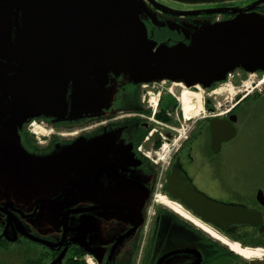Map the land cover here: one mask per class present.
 <instances>
[{
	"label": "flooded vegetation",
	"instance_id": "flooded-vegetation-1",
	"mask_svg": "<svg viewBox=\"0 0 264 264\" xmlns=\"http://www.w3.org/2000/svg\"><path fill=\"white\" fill-rule=\"evenodd\" d=\"M102 1L90 0L88 6L85 7V4L82 6L81 1L76 0L75 9L69 1L60 0L58 3L60 7L52 9V12H56L60 27L53 28H59L64 33L65 25L68 27L76 21L77 23L80 21L81 17L78 16L77 11L80 14L84 13L89 20H104L108 11L102 10V7L107 8L108 6L106 3L101 4ZM111 2L115 3L116 1L111 0ZM76 3L80 5L79 8ZM180 3L194 5L196 8L189 12L199 13L182 15V13L189 12L171 10L162 0H128L126 5L131 6L129 16L135 20L136 43L132 46L138 44V47L155 50L160 45L172 46L178 43L188 45L192 37L208 25L232 20L239 14L264 18V0H180ZM122 5L124 6V4ZM122 5L117 3L116 11ZM96 7L101 10L98 11ZM73 8L75 11L71 16ZM125 8L120 7L118 14L110 11L114 13L113 18L117 20V17L124 16ZM206 11L210 12L205 13ZM85 16L83 19L89 22ZM47 22L56 24L51 18L47 19ZM116 37L124 40L126 34L118 33ZM132 46L129 47L127 53L129 55L128 63L131 53L136 50V48L131 49ZM97 61L108 66L101 59L91 61L89 66ZM238 70L242 71L240 68ZM255 73V75L262 76L264 71ZM159 83V81L156 85L133 83L128 72L120 73L119 70L108 67V82L105 88L111 84L115 85V93L112 96L113 103L105 104L102 107L101 99L95 97V106L86 109L71 120L62 121L45 117L39 111H36L35 114L30 111L28 118H24L21 127L16 130L20 147L23 153L38 157L56 155L63 148L74 152L75 159L87 156L86 163L97 169V176L99 169H105L109 175L103 179L91 178L93 179L91 181L98 180L102 188L109 186L110 189L117 190L120 187L118 185L122 184L115 182L113 177L116 175L123 182H129L128 187L132 191L136 189V177L138 178L137 184L143 185L145 192L136 194V201L128 199L127 204L105 203L107 212L122 210L123 213L128 212V215L132 213L135 218L132 224L127 226L128 228L121 226L119 219L115 217L101 220L100 226L104 237L99 258L93 251L85 250L95 264H108L113 252L109 255L107 250L115 247L117 242L122 246L115 253L114 258L115 261L122 258L121 263L123 264L125 262L135 264L134 259L133 262L129 260L135 249L136 264H163L162 261L168 259L169 256H174V258L166 260L164 264H171V261L175 262L174 260L178 258L182 259L181 264H264V178H260L259 182L251 183L247 187L248 192H244L240 191L242 188L222 185L220 177L217 175L221 153L225 148L231 150L241 134L252 133L249 130L252 124L264 129V120L259 119L262 113L254 112L259 108L255 101L260 98L256 96V93L237 97L232 100L233 104L229 110L222 115L215 112L219 108L213 106L210 100L203 103L201 95V109H205L207 115L195 120H193L195 116L190 120H185L179 97L172 96L169 91H163ZM162 83L164 82L162 81ZM174 86L180 87L181 91L183 87L185 88V86L176 83ZM196 89L198 90V88ZM125 96L132 97L136 103L131 107H126L120 102L117 103ZM31 119L43 122L54 129L60 130L61 128L65 132L79 127L81 129L70 133L54 134L62 139L52 136L44 143L37 141L35 143L31 140L35 137L28 134H31L29 128L23 127ZM190 121H192V128L185 136L183 124L186 122L189 124ZM231 128L234 129V136L223 141L226 130ZM115 131H117L116 137ZM68 136L71 138H66ZM255 137L257 145L261 138L258 140L257 136ZM80 138L86 142V152L83 157L79 156L72 148L73 143L79 141ZM94 139L106 141L104 145L111 152L104 150V146H100V150L104 151L95 154L96 149L92 145ZM259 146L264 149V140L260 142ZM160 153L162 154L160 155ZM164 155L167 159L162 160ZM116 157L121 159L114 160ZM115 166L123 170L117 168L114 171L107 170ZM159 168L163 169L159 171ZM112 178L113 180H111ZM98 189L100 188L98 187ZM92 190H96V182L91 183ZM174 194H181L184 201ZM195 195L207 202L208 208L202 214H209L210 217L217 215V224L194 214L192 206H197ZM137 197H141V200H137ZM110 198L113 199L114 196L110 195ZM113 201L123 202V196ZM161 204L171 209L174 215L161 208ZM221 206L226 208L237 206L252 214V218L245 223H230L220 215L217 207ZM91 209H99L98 204H94ZM90 210L83 209L75 212L95 213ZM112 214H116V212ZM168 220L172 221L170 224H179L184 227L187 233L193 235V239L188 240V236L187 247L168 251L164 257H156L152 251L144 253L142 246L148 242L149 237L156 238L158 230L163 228L161 225L167 224ZM4 228L0 217V236H6ZM195 228L207 235H210L207 233L208 230L212 231L218 238H213L210 235L211 238L220 243L206 239L204 234ZM132 230L134 232L131 236L124 240H118L125 234V231L130 233ZM117 232L120 233L116 235ZM143 232L146 233L145 238L142 237ZM130 237L133 239L130 240ZM190 242L192 243L188 244ZM224 242L237 245L240 249L257 253V255L248 258L242 257L231 251ZM70 243L81 247L75 241L66 244L62 242L57 246L64 248ZM140 247L142 250L138 251L137 248Z\"/></svg>",
	"mask_w": 264,
	"mask_h": 264
},
{
	"label": "rangeland",
	"instance_id": "rangeland-1",
	"mask_svg": "<svg viewBox=\"0 0 264 264\" xmlns=\"http://www.w3.org/2000/svg\"><path fill=\"white\" fill-rule=\"evenodd\" d=\"M59 1L0 0V61L13 67H21L27 63L29 52L33 55L31 66L22 74L11 70L7 72L0 68V217L5 226L4 231L8 239H14L23 233L34 239L45 241L52 246L61 245L60 243L62 242L66 244L70 241H75L85 250L93 251L99 258L104 237L100 226L101 220L115 217L119 219L121 226L128 228L127 226L132 224L135 218L132 213L128 215V212V214L123 213L122 210H112L116 214H112L115 212H107L106 210L108 209L105 208V203L127 204L128 199L136 201V194L145 192L143 185L137 184L138 178L136 177V189L133 191L128 187L129 182H123L118 179L120 177L117 175L113 177L115 182L122 184L118 185L120 187L117 190L110 189L109 186L102 188L98 180L91 181L93 180L91 178L103 179L109 175L105 169H99L97 176V169L90 167L86 163L88 161L87 156L82 159H75L68 158L67 155L38 157L25 154L20 147L19 137L16 132L17 128L14 125H3V122H11L17 117L13 109V114L8 110L4 91L8 94L12 105L20 113L28 114L26 107H22L14 99L18 96L17 90L14 88L16 87L14 80L23 79L19 76L30 78L32 80V92L39 96L43 95L51 98V102H55L57 95L65 94L66 97H70L71 112L77 113L80 110L95 106V97L101 99L103 102L102 107L105 104L113 103L112 96L115 93V85L111 84L101 90L95 88L87 72L91 61L101 59L111 69L115 68L120 73L128 72V49L136 43L135 20L129 16L131 6L126 5L128 0H115V3H112L111 0H103L101 4L106 3L108 7H102V10H107L108 14L104 20H100L99 24L92 22L91 26H88L86 24L87 20L83 19L85 14H80L77 11L81 19L78 23L76 21L68 27L67 25L64 26V40H62L63 36L59 28H53L60 27L56 12H52V9L60 7ZM66 1H69L74 7L76 0ZM78 1H81L82 6L85 4V7L90 2V0ZM162 2L169 9L175 11L189 12L196 8L188 3H180V0H162ZM117 3L119 5L124 4V6L120 7H126V13L115 20L113 18L114 13L116 14L117 12L118 14L120 8L116 11L115 5ZM76 4L79 8L80 5ZM74 8L71 16H73L76 9ZM82 9L84 10L83 7ZM96 9L98 11L101 10L99 7H96ZM110 11H114V13ZM49 18L53 19L56 24H48L47 19ZM109 24L112 26L111 28ZM109 29H115L116 33L112 35ZM51 31L54 32V36L51 35ZM122 32L126 34L124 40L116 37L118 33L121 34ZM111 39L117 42L111 43ZM63 48L65 51H74L80 58L79 64H73L67 68L68 76L62 75L59 65L54 60V55ZM135 48H138V44L132 46L131 49ZM255 74L236 69L230 73L225 81L216 83L211 88H203L201 86H198V90L194 87L185 88L193 93H200L203 103L206 100H210L213 106L215 105L219 108L215 112L222 115L229 110V107L233 104V99L256 93V96L260 99L255 101L258 103L259 108L255 109L254 112L262 113L259 119L264 120V83L260 84L264 74L262 76ZM163 82L159 83L163 91H169L172 96L179 97L181 88L174 86V83L183 85L182 83ZM156 83L153 84L156 85ZM125 97L119 99L117 103L120 102L126 107H131L136 103V100L132 97ZM218 102L219 104H217ZM193 103L196 102L193 101ZM203 115H207V112L205 109H200L197 115H194L193 120ZM19 118L17 124L20 123L23 116ZM66 118L70 117L66 116ZM192 121L189 124L187 122L183 124L185 136L188 134V130L192 128ZM36 123H39V121H36ZM28 125L26 123L23 127L28 128ZM42 127L45 132L42 135H37L41 143H44L54 134L70 133L81 129L79 127L65 132L61 128L60 131L45 123H43ZM249 130L252 133L241 134L231 150L229 148L223 150L217 174L222 185L235 186L237 189L242 188L240 191L244 192H248L247 187L251 183L259 182L260 178H264V149L259 146L260 142L264 140V129L262 130L256 124H252ZM36 131L38 130L36 129ZM28 134L31 135L30 133ZM114 135L116 137L117 131L114 132ZM255 136H257L258 140L261 138L257 145ZM54 137L57 136L55 135ZM57 138L62 139L59 136ZM66 138H71V136ZM31 140L36 143V139L31 138ZM104 144H106V141L94 139L92 145L96 149L95 154H100L104 150L110 151ZM100 146L105 147L103 151L100 150ZM61 152L65 153L67 149L63 148ZM163 157L162 160L167 159L165 158L166 155ZM119 159L121 158L116 157L114 160ZM3 165L5 166L3 167ZM110 168L107 170L122 169L116 166ZM161 169L163 168H159V171ZM95 182L96 190L91 191V183ZM110 195L114 196V198H110ZM122 196L123 202L113 201ZM137 200L140 201L141 197H137ZM94 204H98L99 209L90 210V208L94 207ZM157 204L159 205V203ZM160 206L166 212L174 215L173 211L165 205L161 204ZM83 209H89L95 213L75 212ZM171 222V220H168L167 224L161 225L163 228L158 230L156 238H148V242L142 246L144 253L152 251L156 257H164L168 251L187 247V238L189 236L188 240L193 239V235L187 233L181 225L170 224ZM195 230L204 234L206 239L219 242L201 230L197 228ZM132 232L134 231L132 230L130 233L125 231V234L118 240L128 238ZM145 232L142 234L143 238H145ZM119 233L117 232L116 235ZM129 239L132 240L133 238L130 237ZM118 244L117 242L116 248L113 246L114 249L112 247L111 250H107L109 255L113 252L108 264H123L121 263L122 258H118L117 261L114 258L115 253L122 246V244ZM28 245V243L22 242V247ZM14 246V244L8 245L9 253H5L0 249V264H24L26 256ZM142 247L137 248V250L141 251ZM131 252L132 250L130 254ZM136 255L135 249L132 252V256L130 255L129 257L128 255L129 260L133 262L134 259L136 263L134 258ZM85 257L84 255L82 259L84 260ZM172 258L174 256H169L166 260ZM166 260H163L162 263L164 264ZM174 261H171V264H181L182 259L178 258ZM46 264H64V260L58 256ZM90 264H92L91 261ZM124 264L128 263L125 262Z\"/></svg>",
	"mask_w": 264,
	"mask_h": 264
},
{
	"label": "water",
	"instance_id": "water-1",
	"mask_svg": "<svg viewBox=\"0 0 264 264\" xmlns=\"http://www.w3.org/2000/svg\"><path fill=\"white\" fill-rule=\"evenodd\" d=\"M208 12L210 11L205 13ZM197 13L199 12L182 13V15H196ZM177 14L179 15L180 13ZM92 22L99 24L100 20H89L86 24L91 26ZM109 27L111 28L112 26L109 24ZM109 30L112 35L116 33L115 29ZM51 35L54 36L53 31H51ZM61 35L63 36L62 40H64L62 31ZM110 42L116 43L117 41H112L111 39ZM54 60L59 65L60 72L64 76H68V67L80 62L79 56L74 51H65L64 48L58 50L54 55ZM32 62L33 55L29 52V59L25 65L13 67L0 61V68L7 72L11 70L22 74L31 66ZM238 68L246 73L264 71V18L239 14L232 20L217 22L204 27L192 37L188 45L182 43L172 46L160 45L155 50L138 47L131 53L128 73L133 83L144 84L167 80L180 82L187 88L196 85L210 88L213 84L225 81L227 74ZM87 72L95 88L101 90L106 86L108 82V66L105 63L94 62L87 68ZM19 77L23 79L14 80L13 76V80L16 83L14 88H16L18 93V96L14 99L19 105L26 107L27 112L33 111L32 114H35L36 111H39L45 117L62 121L71 120L86 110L72 113L70 97H66L65 94L57 95L55 102H51V98L43 95L39 96L32 92V80L30 78L28 79L26 76ZM4 93L8 110L13 114V109L17 117L11 122H3V125H14V127L19 129L24 122V118H28V114L20 113L12 105L8 94L5 91ZM21 116L23 118L17 124V120ZM66 116L70 118H66ZM233 136L234 129H227L223 141H227ZM72 146L79 156L83 157L85 155L86 142L83 138L74 142ZM73 153L67 149V152H60L56 155H67L68 158H74ZM174 195L184 201L181 194ZM195 203L197 206H192L194 214L206 221L217 224V215L210 217L209 214H202L208 208L206 201L195 195ZM201 205L203 211L201 210ZM217 208L220 211V215L224 216L230 223H245L252 218V214L237 206L227 208L221 206ZM21 235L35 242L45 244L50 248H57L45 241L34 239L23 233ZM59 257L63 258V252Z\"/></svg>",
	"mask_w": 264,
	"mask_h": 264
},
{
	"label": "trees",
	"instance_id": "trees-1",
	"mask_svg": "<svg viewBox=\"0 0 264 264\" xmlns=\"http://www.w3.org/2000/svg\"><path fill=\"white\" fill-rule=\"evenodd\" d=\"M213 84L212 86H214ZM22 242L28 243L26 247H22ZM14 244L15 248L21 250L25 257L24 264H46L58 257L63 252L64 264H85L82 257L86 255L83 248L70 243L64 248H50L45 244L35 242L22 235H18L15 239L10 240L6 236H0V249L5 253H9L8 245Z\"/></svg>",
	"mask_w": 264,
	"mask_h": 264
},
{
	"label": "bare ground",
	"instance_id": "bare-ground-1",
	"mask_svg": "<svg viewBox=\"0 0 264 264\" xmlns=\"http://www.w3.org/2000/svg\"><path fill=\"white\" fill-rule=\"evenodd\" d=\"M262 83H264V76H262V79L260 81V84H262ZM194 87L198 88L197 85ZM179 99H180L179 101L181 102V106H182V110H183L185 120H190L192 117H194V115H197L198 111L201 109V100L202 99H201L200 93H193L190 90L183 87L181 94L179 96ZM193 101H195L196 103H193ZM196 108H197V110L195 111ZM177 210H178V212H180L179 209H177ZM207 233L210 234L213 238H218V236L210 230H208ZM224 244H226L227 247H229V249L231 251L235 252L236 254L241 255L242 257L248 258L250 256L257 255V253L255 254V253L250 252L248 250L240 249L237 245H232L230 243L227 244L226 242H224Z\"/></svg>",
	"mask_w": 264,
	"mask_h": 264
}]
</instances>
